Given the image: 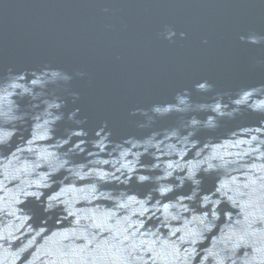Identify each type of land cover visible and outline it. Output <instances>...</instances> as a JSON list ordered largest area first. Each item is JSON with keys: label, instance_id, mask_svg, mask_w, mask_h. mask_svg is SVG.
<instances>
[{"label": "water", "instance_id": "95a60500", "mask_svg": "<svg viewBox=\"0 0 264 264\" xmlns=\"http://www.w3.org/2000/svg\"><path fill=\"white\" fill-rule=\"evenodd\" d=\"M0 264H264V0H0Z\"/></svg>", "mask_w": 264, "mask_h": 264}]
</instances>
